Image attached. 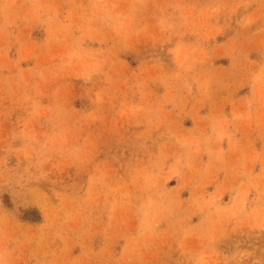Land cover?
<instances>
[{
	"label": "rangeland",
	"instance_id": "rangeland-1",
	"mask_svg": "<svg viewBox=\"0 0 264 264\" xmlns=\"http://www.w3.org/2000/svg\"><path fill=\"white\" fill-rule=\"evenodd\" d=\"M0 264H264V0H0Z\"/></svg>",
	"mask_w": 264,
	"mask_h": 264
}]
</instances>
